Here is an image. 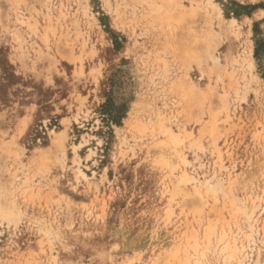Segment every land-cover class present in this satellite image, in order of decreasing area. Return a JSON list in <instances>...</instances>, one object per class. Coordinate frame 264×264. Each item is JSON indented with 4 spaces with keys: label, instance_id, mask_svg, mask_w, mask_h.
<instances>
[{
    "label": "rangeland",
    "instance_id": "obj_1",
    "mask_svg": "<svg viewBox=\"0 0 264 264\" xmlns=\"http://www.w3.org/2000/svg\"><path fill=\"white\" fill-rule=\"evenodd\" d=\"M263 7L0 0V264H264Z\"/></svg>",
    "mask_w": 264,
    "mask_h": 264
},
{
    "label": "bare ground",
    "instance_id": "obj_2",
    "mask_svg": "<svg viewBox=\"0 0 264 264\" xmlns=\"http://www.w3.org/2000/svg\"><path fill=\"white\" fill-rule=\"evenodd\" d=\"M208 2V1H207ZM209 5V4H208ZM211 5V4H210ZM213 7H214V5H213ZM212 7V8H213ZM216 9V8H215ZM217 10V9H216ZM167 11V10H166ZM218 11V10H217ZM156 12V11H155ZM194 12V11H193ZM190 13H191V11H190ZM218 13V12H217ZM186 14H187V10H186ZM192 14V13H191ZM218 15V14H217ZM87 16V15H86ZM193 16V15H192ZM189 17V16H188ZM194 17V16H193ZM222 17V16H221ZM185 21V20H184ZM183 21V22H184ZM190 21V20H189ZM234 20H232L231 21V24H232V22H233ZM177 22H178V20H177ZM182 26V25H181ZM176 27V26H175ZM186 27H188V26H186ZM174 28V27H173ZM185 28V27H184ZM182 30V29H181ZM178 31H179V29H178ZM187 31V30H186ZM185 31V32H186ZM184 32V33H185ZM189 32V31H188ZM191 34H192V32H190ZM187 35H189V37H188V39L190 38V34L188 33ZM180 37V36H179ZM181 37H183V36H181ZM187 37V36H186ZM203 38V37H202ZM185 40H186V38H185ZM208 41V40H207ZM183 42H184V40H183ZM193 42H195V41H193ZM210 42V41H209ZM185 43V42H184ZM191 43V42H190ZM185 46V45H184ZM190 46V45H189ZM196 47V46H195ZM193 48H191V50H192ZM190 51V50H189ZM195 51V50H194ZM250 51V50H249ZM248 51V52H249ZM188 52V51H187ZM191 52V51H190ZM206 52H208V51H206ZM197 53V52H196ZM249 54V53H248ZM188 55H189V52H188ZM197 55V54H196ZM250 55V54H249ZM190 57H192V58H194V54H192L191 53V55H189ZM249 57V56H248ZM248 57H247V59H248ZM245 58V57H244ZM246 59V58H245ZM248 62V61H247ZM249 63V62H248ZM249 68V67H248ZM248 70H250V69H248ZM250 73V72H249ZM191 85V84H190ZM185 86V85H184ZM183 86V87H184ZM191 87V86H190ZM189 86H188V89L190 88ZM186 89V88H185ZM184 90V89H183ZM190 90V89H189ZM182 91V90H181ZM189 92V91H187V90H184V91H182V92H184V94H186V92ZM192 91V90H191ZM190 91V92H191ZM183 94V95H184ZM189 94H191V93H189ZM203 94V93H202ZM186 96H189L188 94H186ZM186 96H183V98H185ZM198 96V95H197ZM196 96V97H197ZM201 95H200V93H199V97H200ZM179 97V96H178ZM189 97H191V96H189ZM194 97V96H193ZM197 99V98H196ZM200 99V98H199ZM185 100V99H184ZM206 100V99H205ZM220 100V99H219ZM223 99H221V101H222ZM195 101V100H194ZM192 102H193V100H192ZM203 102H204V100H203ZM194 104V103H193ZM195 105V104H194ZM180 106V105H179ZM190 107V106H189ZM188 108V107H187ZM191 108V107H190ZM190 108H189V110H190ZM197 109V108H196ZM200 109H201V107H200ZM209 109L210 108H208V110L207 111H209ZM187 110V109H186ZM188 110V111H189ZM194 110H195V108H194ZM211 111V110H210ZM213 111V110H212ZM214 112V111H213ZM184 113V112H183ZM189 113V112H188ZM198 113V112H197ZM191 114V113H190ZM212 114V113H211ZM210 114V115H211ZM209 115V114H208ZM189 117V116H188ZM187 117V118H188ZM210 118H211V116H210ZM210 120V119H209ZM208 124V123H207ZM162 124H160V127L162 128L161 129V132L160 133H162L163 135H166L167 136V140L163 143V146L164 147H166V149L169 151V152H171V153H174L176 156L178 155V147L180 146V144L183 142L180 138H179V135H177V134H174L169 128H163L162 126H161ZM212 125H210V127H211ZM216 127L217 126H212V130L213 131H215L216 130ZM208 128V127H207ZM21 129V128H20ZM159 129V128H158ZM23 130V129H22ZM145 130V129H144ZM203 130H207V129H202V131L201 132H203L204 133V131ZM217 131V130H216ZM21 132H23V131H21ZM206 132V131H205ZM59 133V132H58ZM58 133H57V135L55 136V139L53 140L54 141V143H56L57 144V146H61L62 145V137H64L63 136V132H60V134L58 135ZM62 133V134H61ZM158 133V132H157ZM187 134V133H186ZM189 134V133H188ZM190 135V134H189ZM181 136V135H180ZM185 136V135H184ZM163 137V136H162ZM183 137V136H182ZM189 137V136H188ZM187 137V138H188ZM199 137H201V135H199ZM185 138L186 137H184V139L183 140H185ZM166 139V138H165ZM190 140V139H189ZM199 140H200V138H199ZM186 141V140H185ZM214 141V140H213ZM215 143V142H214ZM55 144V145H56ZM183 144H184V142H183ZM57 146H55V147H57ZM161 147H162V145H161ZM64 148V147H63ZM166 149H164V150H166ZM64 150V149H63ZM163 150V149H162ZM131 151V150H130ZM167 151V152H168ZM163 153V152H162ZM166 153V152H165ZM170 154V153H169ZM162 155H164V154H162ZM173 155V154H172ZM174 155V156H175ZM170 157H171V155H169ZM175 156V157H176ZM161 157V156H160ZM159 157V160L161 159ZM179 157V156H178ZM165 159V160H164ZM166 159H168V157L167 158H163V160L164 161H166ZM170 159V158H169ZM162 160V159H161ZM176 160V159H175ZM178 162V161H177ZM182 162H183V164H186L185 162V160H184V157H183V159H182ZM163 164H165V165H169V160H167L166 162H163ZM172 164V163H171ZM179 164V163H178ZM177 164V165H178ZM163 166V165H162ZM185 166V165H184ZM170 167V166H169ZM165 168V167H164ZM167 169V168H166ZM175 170V169H174ZM171 172V171H170ZM173 172V171H172ZM78 173H79V175H81V177L83 176V177H86L84 174H82V172L80 171H78ZM180 174V173H179ZM212 177V176H211ZM210 177V178H211ZM212 178H214V177H212ZM209 181V180H208ZM208 181H205V182H200L199 183V181L196 179V178H194V177H190V176H188L185 172H181V174L176 178V181H175V184H174V188H173V192H172V194H171V197H170V200L171 201H174V197L178 194V193H180L181 192V188H180V185L182 184V185H185V184H187V183H192V184H195V183H199V185H201V184H203L202 186H204V184L206 185V186H208L207 187V189H205L206 190V192H205V194L207 195L209 192H211L213 195H215L218 191H220L221 189H219V187H217L216 185H209V182ZM215 182V181H214ZM198 187V186H197ZM196 187V188H197ZM205 187V186H204ZM199 188V187H198ZM195 190V189H194ZM197 190V189H196ZM224 191V190H223ZM210 193V194H211ZM196 194L199 196V198L202 200V198H203V195H201L200 193H199V191L197 190L196 191ZM169 198V197H168ZM215 200V199H214ZM232 200V199H231ZM213 201V200H212ZM226 201V200H225ZM203 204V203H202ZM4 210V209H3ZM1 212V211H0ZM197 212V211H196ZM2 214V213H1ZM5 217L6 218H8V219H12V214H11V212L8 210V211H6L5 212ZM2 218H4V216L2 217ZM16 221V220H15ZM9 222H10V220H9ZM210 222V221H209ZM8 223V222H7ZM16 223V222H15ZM212 225V224H211ZM217 226V225H216ZM211 227L209 226L208 228H207V235L206 236H210V235H212L211 233ZM215 233V232H214ZM222 235V234H221ZM226 235L224 234L223 236H221L220 237V239H219V244H223L222 246V248L220 249V252L219 253H221V254H227V252L228 251H230V253L229 254H227V256H224V260L225 259H228V260H236V256H238L237 254H240V250H238L237 248H235V247H230V244L226 241V237H225ZM212 237V236H211ZM235 246V245H234ZM191 249H194V248H197L196 247V244L194 243V244H192L191 246ZM190 249V248H189ZM188 249V250H189ZM195 250V249H194ZM187 250H185V252H186ZM219 251V250H218ZM193 252V251H192ZM195 252V251H194ZM179 249H178V247L177 248H175L174 250H172V253H171V258L172 259H177L178 258V255H179ZM187 253V252H186ZM203 253V252H202ZM221 254H219V255H221ZM222 256V255H221ZM239 258V257H238ZM223 260V259H222ZM178 261H179V259L177 260V263H178ZM184 263L183 264H188V259H184ZM225 262V261H224ZM234 262V261H233ZM237 264H241V260H239L238 261V259H237ZM196 264H199V263H197L196 262Z\"/></svg>",
    "mask_w": 264,
    "mask_h": 264
},
{
    "label": "trees",
    "instance_id": "obj_3",
    "mask_svg": "<svg viewBox=\"0 0 264 264\" xmlns=\"http://www.w3.org/2000/svg\"><path fill=\"white\" fill-rule=\"evenodd\" d=\"M264 10V7H263ZM254 32V48L253 58L257 64V68L261 77L264 79V33L258 32L256 25L253 28Z\"/></svg>",
    "mask_w": 264,
    "mask_h": 264
}]
</instances>
